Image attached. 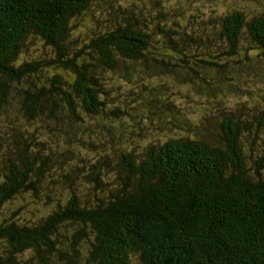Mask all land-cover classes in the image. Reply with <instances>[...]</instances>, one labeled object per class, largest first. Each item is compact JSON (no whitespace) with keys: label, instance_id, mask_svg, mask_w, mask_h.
<instances>
[{"label":"trees","instance_id":"trees-1","mask_svg":"<svg viewBox=\"0 0 264 264\" xmlns=\"http://www.w3.org/2000/svg\"><path fill=\"white\" fill-rule=\"evenodd\" d=\"M150 1L0 0V264H264V96L235 85H264V14L208 21L206 44ZM133 78L146 95L122 90ZM189 93L252 107L187 120L174 98Z\"/></svg>","mask_w":264,"mask_h":264},{"label":"rangeland","instance_id":"rangeland-1","mask_svg":"<svg viewBox=\"0 0 264 264\" xmlns=\"http://www.w3.org/2000/svg\"><path fill=\"white\" fill-rule=\"evenodd\" d=\"M159 1L161 2L162 0ZM259 1L260 2H257L255 0H163V2H161L162 5L160 7L156 6L157 8H152L150 5L148 6L150 7V11L154 12L156 16H160V15L166 16L165 19L161 20L162 23H165V21L167 22V24L166 23L164 24L165 27L168 26L171 28H180L183 33L188 32L190 34H193L194 32L202 34L203 31L206 36L205 43L207 44L210 41V37L206 32L208 33L217 32L215 33L214 40L216 39L217 34L219 37L221 34L220 31L221 26L217 24V21L214 27H212V25L208 21H211L212 19H216V18L222 19L223 17L231 14L234 11H239V12L241 11L246 16L247 21L250 22L252 19L256 18L255 16L264 14V0H259ZM150 2L153 3V0H151ZM100 13L101 12L97 11L95 15V19H98L99 21L102 20V16H99ZM132 22L139 25L141 20L136 15L133 18ZM97 26L98 24H96L95 22L87 20L81 24V26L78 28L76 32L80 33L81 36L86 37L85 39H87L89 36L93 34ZM37 42L38 40H36V43ZM30 47L34 48L36 47V44ZM240 51H244V50L240 49L239 52ZM254 52L257 51H253V52L247 51L248 55L250 53L251 56L255 55ZM31 53L34 54L35 51L30 50L29 56H31ZM238 54L239 55L234 58H236L237 60H243V53L240 52ZM25 57H27L26 54H23L22 58ZM38 58H41V55ZM230 71H232V69ZM227 76L232 78L233 76L232 72H228ZM256 78L258 77L252 76L251 78H248L250 82L248 83L246 89L243 87V78H237L236 79L237 83H235V85L238 90L246 91L252 94L256 100H259L261 97L264 96V85H262L263 80H258ZM153 79L159 80L160 83L167 82L169 87L168 90L174 88L175 83L177 82L176 81L177 78H153ZM117 80L120 81L121 78H118ZM167 80L169 82H174L171 85V87ZM123 83H121L122 90L124 89V87H126V89L128 90L132 89L134 91H139V92L141 91V95H146V93H148V90H143V88L136 80H134V78L130 79L129 81L127 80L126 82L124 81ZM161 90L162 88L160 89V91ZM136 95H131L130 97H128L127 104L132 103V101L136 99ZM174 99L179 107L178 110L180 115L185 117L187 120H197L199 114L201 113L206 116L212 115L210 109H217L219 106H223L224 109L221 110L218 109L219 110L218 113L224 114L228 111H231L232 113L230 115H238V110L242 106L246 107L247 109H250L252 107L250 101L245 97H241V96L234 97L232 95L224 96V97L222 96L221 99H216L218 101L216 100L210 101L208 98L204 97L203 94L196 95L194 93H189L188 97L185 94L177 95ZM12 102H14L15 104L12 105L10 109H12V111L14 112H17L19 109V101H12ZM255 106L263 107L264 103L260 102ZM59 115L62 116L61 113H59ZM9 120H8V116H0V134L4 133L7 130V127L9 126L8 125ZM14 120L17 122L21 119H18V117L16 116ZM42 120L44 121L45 124L50 125L49 119L44 118ZM38 124L39 122H36L35 125ZM24 126L28 128H33L34 125H28L24 123ZM184 129L185 126L183 127L182 130H178L177 128L171 130L153 129L151 131V138L152 141H158L165 139L167 136L170 135L185 134L186 131ZM134 142L137 145L141 141L136 140ZM137 147L140 148L139 146ZM128 149L135 152V150L131 147V144L128 145ZM90 155H92V153H90ZM87 183H88L87 179H85L82 176H79L74 181L75 189L78 192L84 193V188ZM57 196L62 197L65 196V194L64 192H61L58 193ZM49 207H50L49 205H46V208H40V209H43L45 211ZM30 217L31 214L26 212H23L20 216V218L22 219L23 218L27 219ZM33 217L34 216H32V218ZM24 260H26V258H24ZM133 264H139V260L137 259L134 260Z\"/></svg>","mask_w":264,"mask_h":264}]
</instances>
